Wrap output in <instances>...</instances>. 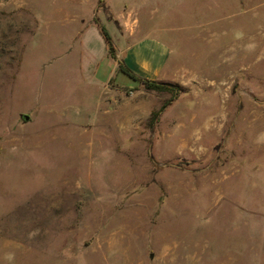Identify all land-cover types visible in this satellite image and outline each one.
<instances>
[{
  "label": "rangeland",
  "instance_id": "obj_1",
  "mask_svg": "<svg viewBox=\"0 0 264 264\" xmlns=\"http://www.w3.org/2000/svg\"><path fill=\"white\" fill-rule=\"evenodd\" d=\"M135 1L0 0V264H264V0H153L175 92L114 95Z\"/></svg>",
  "mask_w": 264,
  "mask_h": 264
},
{
  "label": "crops",
  "instance_id": "obj_2",
  "mask_svg": "<svg viewBox=\"0 0 264 264\" xmlns=\"http://www.w3.org/2000/svg\"><path fill=\"white\" fill-rule=\"evenodd\" d=\"M152 2L153 0H137L133 4H125L124 8H119L118 10H116L117 8H113L110 3H106L114 18L112 26L116 30L114 35L116 41L113 44L116 56H112L107 44V57L112 61L113 66H111L105 85L108 87L109 92H112L114 95L125 91L127 88L135 89L142 85L139 80L133 78L120 68V62L125 63L133 72L141 77L158 81H163L165 77L164 70L170 61L172 47L169 40L159 30L155 29V26L149 21L153 12L148 13L145 16L147 18L143 19V8H148L152 5ZM82 21L86 23V29H89L90 25L97 24L100 32L103 34V25L100 22L92 19H88L87 21L82 19ZM104 27L108 30L107 25H104ZM108 32L110 33L109 30ZM84 33V30L79 31L76 38H81ZM110 35L112 38L111 33ZM120 73L122 81H117V76ZM112 81L113 83L110 87Z\"/></svg>",
  "mask_w": 264,
  "mask_h": 264
},
{
  "label": "trees",
  "instance_id": "obj_3",
  "mask_svg": "<svg viewBox=\"0 0 264 264\" xmlns=\"http://www.w3.org/2000/svg\"><path fill=\"white\" fill-rule=\"evenodd\" d=\"M102 30H103V34H104V36L106 38V41L108 43L110 53L112 54L113 57H115L116 53H115L114 45L112 43L111 35H110V33L108 32V30L105 27H103ZM120 68L122 70H124L126 73H128L130 76H132L133 78L139 80L144 85V87L146 89L155 90V91H158V92H166V91L175 92L174 84H172V83L162 82V81H158V80H152V79H148V78H145V77H141V76L137 75L135 72H133L123 62H120ZM169 102H170V100H168L165 103V105L167 103H169ZM158 113H159V111L154 112V116L158 115Z\"/></svg>",
  "mask_w": 264,
  "mask_h": 264
},
{
  "label": "water",
  "instance_id": "obj_4",
  "mask_svg": "<svg viewBox=\"0 0 264 264\" xmlns=\"http://www.w3.org/2000/svg\"><path fill=\"white\" fill-rule=\"evenodd\" d=\"M23 119L30 120V115L22 114Z\"/></svg>",
  "mask_w": 264,
  "mask_h": 264
}]
</instances>
